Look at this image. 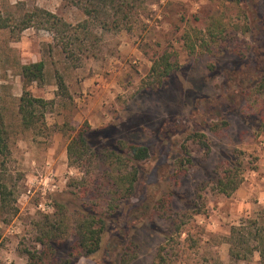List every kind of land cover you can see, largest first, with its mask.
I'll use <instances>...</instances> for the list:
<instances>
[{
	"label": "rangeland",
	"instance_id": "374dc122",
	"mask_svg": "<svg viewBox=\"0 0 264 264\" xmlns=\"http://www.w3.org/2000/svg\"><path fill=\"white\" fill-rule=\"evenodd\" d=\"M140 2L145 10L132 18L130 31L104 32L91 22V39L70 57L53 32L36 24L22 33L0 31L1 105L11 151L4 165L0 157V264H28L27 251H42L39 226L47 217L56 222L58 204L68 205V232L47 264H260L258 253L231 260L228 241L233 226L264 209L239 214L233 207L258 184L264 163V0ZM36 9L72 25L87 19L63 0H0V13L17 23ZM164 53L178 67L157 88L150 72ZM38 61L46 64L44 82L28 90L47 102L44 133L25 130L18 112L22 66ZM95 75L116 85L111 95L102 87L105 97L91 100L102 108L86 120L77 83ZM85 122L150 150L134 195L117 215L96 164L90 174L70 164L71 133L64 130ZM219 180L240 185L227 195ZM99 186L103 195L94 192ZM77 205L113 215L93 255L74 251Z\"/></svg>",
	"mask_w": 264,
	"mask_h": 264
},
{
	"label": "trees",
	"instance_id": "16d2710c",
	"mask_svg": "<svg viewBox=\"0 0 264 264\" xmlns=\"http://www.w3.org/2000/svg\"><path fill=\"white\" fill-rule=\"evenodd\" d=\"M78 8L86 16V20L77 25L65 22L59 16L42 9L34 10L30 15H26L21 20L15 21L0 13V31L11 29L14 33H22L26 29L34 26L44 28L54 33L55 40L62 48V53L70 57L75 47H83L91 36L90 23L93 22L97 28L104 32H116L120 30L130 31L132 29V18L140 14V10L145 5L142 0H63ZM93 24V26H94ZM173 55L164 53L157 60L153 61L150 78H154V86L160 87L178 67L177 62L172 61ZM264 65V63H263ZM46 64L44 61L30 63L22 66V80L24 93L19 100V115L21 124L25 130L37 133L48 131L46 123L47 102L34 96L28 88L33 83H42L45 79ZM58 90L62 95H68V89L62 77H58ZM64 132L71 133L67 146V154L70 164L78 166L93 173V165L99 172L100 179L107 185L108 194H111L112 202L109 209L112 214H118L119 209L124 206L135 193L136 187L143 172V164L150 158V150L144 145L114 136L101 134L100 130H94L88 122L82 126H66ZM134 134L135 132L132 131ZM115 134V133H114ZM111 135V134H110ZM130 135V133H129ZM9 133L5 123L3 108L1 105V83H0V157L3 158V165L10 156ZM102 141L101 143H98ZM189 154L185 152L187 161L190 162ZM113 174H116L114 176ZM97 183L100 184V180ZM219 182V183H218ZM218 186L224 194L229 195L236 191L240 183H232L227 186L224 181L219 180ZM103 186V185H101ZM227 186V187H226ZM100 188L94 189L97 194ZM107 194V193H106ZM8 193L3 188L1 198L6 201ZM120 202V203H118ZM98 208V204H95ZM67 207L65 204L57 205V212L54 213L56 222L47 217L46 222L39 226L37 243L43 248L42 251H27L28 264H47L52 260L57 252V248L66 238L67 227ZM164 207L163 201H159V208ZM76 211L79 212L81 219L76 228L77 236L75 239V252L84 255L97 253L102 246L103 235L107 223L111 222V216L105 211L100 212L96 209L88 210L83 206L77 205ZM115 216V215H114ZM230 258L233 261L249 260L253 254L258 253L260 264H264V209L255 219H248L240 226H233L230 230Z\"/></svg>",
	"mask_w": 264,
	"mask_h": 264
},
{
	"label": "crops",
	"instance_id": "0c3cea01",
	"mask_svg": "<svg viewBox=\"0 0 264 264\" xmlns=\"http://www.w3.org/2000/svg\"><path fill=\"white\" fill-rule=\"evenodd\" d=\"M39 62V61H38ZM35 63V62H33ZM27 65V64H26ZM100 82V83H98ZM115 82L112 80L108 81L106 80L103 82L102 78H99V76H87L84 79H82L79 83H77L79 93L83 94V99L79 105V108L81 110V113L84 114L85 119H91L94 114L93 110H99L100 105H96L93 107L91 105V100L99 97L100 95L105 97V94L111 95V93L114 90ZM102 87H105L106 93L103 95L104 89ZM71 94V93H70ZM91 122V121H90ZM259 182L258 184L252 185V187L249 188L247 195L244 196V198L237 199V202L233 203V207L237 208L242 213H248V211L252 210L253 207L261 206L264 208V163H263V169L261 170V174L259 175ZM253 196H256V199H258L257 204L253 202L251 199ZM250 218V217H248Z\"/></svg>",
	"mask_w": 264,
	"mask_h": 264
}]
</instances>
